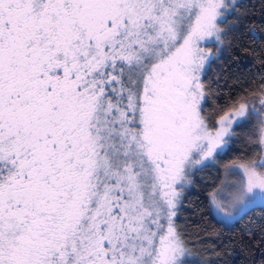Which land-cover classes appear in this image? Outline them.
Listing matches in <instances>:
<instances>
[{"label": "snow or ice", "instance_id": "snow-or-ice-1", "mask_svg": "<svg viewBox=\"0 0 264 264\" xmlns=\"http://www.w3.org/2000/svg\"><path fill=\"white\" fill-rule=\"evenodd\" d=\"M255 7L0 0V264H185L186 186L256 124L264 145V46L224 107L204 80ZM223 168L217 223L264 244V157Z\"/></svg>", "mask_w": 264, "mask_h": 264}, {"label": "trees", "instance_id": "trees-1", "mask_svg": "<svg viewBox=\"0 0 264 264\" xmlns=\"http://www.w3.org/2000/svg\"><path fill=\"white\" fill-rule=\"evenodd\" d=\"M243 3L255 4L256 7L245 20L238 46L211 62L204 76L205 82H211L216 90L221 107L245 90L250 91L255 86L253 82L259 81V51L264 46V13L260 11L259 0H243ZM255 127V134L239 137L233 143L232 150L218 159L215 167L198 171L191 186L185 190L175 224L184 234L187 248L194 255V260L186 264H264V244L249 243L247 239L242 244L239 228L217 223L218 219L212 214L208 200L209 193L221 182L224 164L231 163L241 155L248 159H260L259 125ZM217 252L223 253L219 259L216 258Z\"/></svg>", "mask_w": 264, "mask_h": 264}, {"label": "rangeland", "instance_id": "rangeland-1", "mask_svg": "<svg viewBox=\"0 0 264 264\" xmlns=\"http://www.w3.org/2000/svg\"><path fill=\"white\" fill-rule=\"evenodd\" d=\"M205 47L206 48H211L213 51H215V45L214 44H211V43H209V44H207V45H205ZM261 157H264V145H261V155H260V158ZM234 179V177H232V176H226L225 175V172H224V168H223V171H222V178H221V182H220V184L217 186V187H219L220 185H221V183L222 182H228V181H231V180H233ZM216 187V188H217ZM188 187L186 186V189H187ZM215 188V189H216ZM185 189V190H186ZM213 191V190H212ZM211 191V192H212ZM210 192V193H211ZM210 193H209V195H208V200H209V204H210ZM211 208V211H212V214L214 215V217H216L218 220H221L222 219V217L217 213V211L215 210V208H213V207H210ZM190 252V251H189ZM191 260L193 261L194 260V255L190 252V254L188 255V256H186L185 257V264L186 263H190L191 262Z\"/></svg>", "mask_w": 264, "mask_h": 264}]
</instances>
